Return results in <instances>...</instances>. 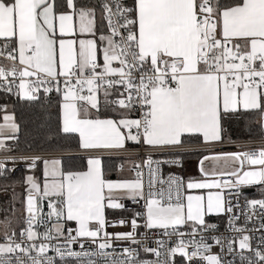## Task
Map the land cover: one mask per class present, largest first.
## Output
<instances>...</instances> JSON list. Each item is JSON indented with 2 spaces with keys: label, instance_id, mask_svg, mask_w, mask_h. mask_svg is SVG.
Segmentation results:
<instances>
[{
  "label": "snow or ice",
  "instance_id": "snow-or-ice-1",
  "mask_svg": "<svg viewBox=\"0 0 264 264\" xmlns=\"http://www.w3.org/2000/svg\"><path fill=\"white\" fill-rule=\"evenodd\" d=\"M0 92L59 110L21 142L0 104V264H264V0H0Z\"/></svg>",
  "mask_w": 264,
  "mask_h": 264
},
{
  "label": "trees",
  "instance_id": "trees-1",
  "mask_svg": "<svg viewBox=\"0 0 264 264\" xmlns=\"http://www.w3.org/2000/svg\"><path fill=\"white\" fill-rule=\"evenodd\" d=\"M52 103L50 106L41 107L39 102H29L23 99H19L14 94H9L5 92H0V104L6 105L7 113H11L14 115L16 123L20 127V132L18 133L20 141H32L33 139H39L46 130L51 129L55 131L57 129L59 123V110L58 105L56 104V100L58 97L55 93L50 97ZM46 103V102H45ZM4 112L0 111V121L2 120ZM43 123L44 127H41ZM229 127V132L232 135L233 139L239 138V140L244 141L247 134L243 131V122L239 124L237 122H232ZM66 143L70 147V152L77 151L75 147V140L68 139L62 141ZM68 151V152H69ZM193 158H197L196 155L190 156L188 160ZM66 164L79 165L81 163L79 157L78 158H64ZM105 162L107 163H115L119 164L120 161L116 158H105ZM115 174V173H113ZM19 175V173H17ZM22 191L23 189H19ZM249 196L260 197L259 191H256ZM21 218V217H19ZM20 220V219H19Z\"/></svg>",
  "mask_w": 264,
  "mask_h": 264
},
{
  "label": "built area",
  "instance_id": "built-area-1",
  "mask_svg": "<svg viewBox=\"0 0 264 264\" xmlns=\"http://www.w3.org/2000/svg\"><path fill=\"white\" fill-rule=\"evenodd\" d=\"M242 142H244V141H242ZM242 142L240 141V143H242ZM240 143H236V144H225V145L222 146V149H221V150L224 151V152H226L227 150H228V151L251 150V149H253V148H257V147H258V142H253L250 146L241 149V147H240ZM71 155H72V153H65V154H64V158H65V157H68V156H71ZM81 155H82V154H81ZM191 156H192V155H191ZM105 158H106V157H105ZM188 158H190V156H187V157L184 159V167H183V169H181V168H173V169L165 168V175H167V172H168V171H172V172H174L175 174L181 175V176L184 177L185 179H187V178L190 177V176H198L197 168H196V165H197V158H196V159L193 158V159H191V161H189V162H192V164H193V168H194L193 173H192L191 175H188V174L186 173V172H187V168H188V164H189V162L187 161ZM131 175H132V174H131ZM249 189H253L254 192L256 191V189H254V188H249ZM247 190H248V189H245L244 191H247ZM254 192H253V193H254ZM253 193H250V194H253ZM250 194H248L247 196H249ZM241 202H243V197H241ZM125 203L128 205L129 209H131L132 211H129V212H128L129 214H127L126 216H123V217H131L133 211H143V208H142V204H143V202H141L140 204H133V203H131L130 201H126ZM44 211H45V212L48 211V210H47V206H46V204H45ZM25 216H26V213L24 214V217H23V220H22V228L26 227V224L24 223V218H25ZM118 218H120V217H110L109 219L115 220V219H118ZM240 223H241V226H242V221H241ZM248 226H249V227H252L251 224H249ZM107 230H108L109 232H125V231H128L129 228H121V227H115V228H113V227H109ZM38 231L43 232V231H44V228H43V227H40V228L38 229ZM140 231L143 232L144 229H140ZM161 231H162V230H153V232H154L155 234L152 236L153 243H152L151 246H153V247L156 246L155 243H154L155 240H159V239L168 240V237H164V236H161V235H160ZM222 231H223V228H222ZM246 234H250V235H254V236H259V233H258V232H257V233H246ZM225 235H238V234H236V233H227V232H226ZM176 239H177L176 237H173L171 242H172V243H175ZM257 243H258V240H255V239H254V240H253V246L255 247V245H256ZM218 250H219V249H218L217 247H214V248H213V252H216V251H218ZM143 255H144V254L142 253V256H143ZM145 258H148V259H155V257H151V256H147V257H145ZM226 258H227V259H232V257H226ZM176 260L179 261L180 258L177 257ZM233 264H239L238 258L235 259V260L233 261Z\"/></svg>",
  "mask_w": 264,
  "mask_h": 264
},
{
  "label": "rangeland",
  "instance_id": "rangeland-1",
  "mask_svg": "<svg viewBox=\"0 0 264 264\" xmlns=\"http://www.w3.org/2000/svg\"><path fill=\"white\" fill-rule=\"evenodd\" d=\"M239 141H241V140H239ZM226 152H229V151L227 150ZM66 153H71V152L69 151V152H66ZM17 191H18V193L21 194V199H22L23 198V195H24V190L20 191L19 189H17ZM248 198L249 199H252V198H257V197L248 196ZM16 207H17V209H19L18 215L21 218H20L18 224L14 221V227H17V229H22V220H23V217H24V214H25L23 212V205L18 201L17 204H16ZM109 211L112 212L111 210H109ZM112 213H113V217H123V216H126L127 214H129L128 212H112Z\"/></svg>",
  "mask_w": 264,
  "mask_h": 264
},
{
  "label": "crops",
  "instance_id": "crops-1",
  "mask_svg": "<svg viewBox=\"0 0 264 264\" xmlns=\"http://www.w3.org/2000/svg\"><path fill=\"white\" fill-rule=\"evenodd\" d=\"M19 98V97H18ZM19 99H21V98H19ZM9 115H13V114H11V113H8ZM14 116V115H13ZM0 123H3V120H1L0 121ZM72 153V155L71 156H68V157H65V158H78V157H80L81 156V154L82 153H80L78 150L77 151H75V152H71ZM188 162L189 161H191V160H187ZM128 167H130V165H127L126 164V169L128 168ZM193 171H194V168H193V164H192V162H189V164H188V168H187V174L188 175H191L192 173H193ZM124 175H126V176H130L131 175V173H129V172H125L124 173ZM116 176V173L115 174H113V177H115ZM108 216H109V218L110 217H113V213L112 212H108Z\"/></svg>",
  "mask_w": 264,
  "mask_h": 264
},
{
  "label": "water",
  "instance_id": "water-1",
  "mask_svg": "<svg viewBox=\"0 0 264 264\" xmlns=\"http://www.w3.org/2000/svg\"><path fill=\"white\" fill-rule=\"evenodd\" d=\"M253 192H254L253 189H248L247 191H244V193H245L246 195H248V194H250V193H253Z\"/></svg>",
  "mask_w": 264,
  "mask_h": 264
}]
</instances>
